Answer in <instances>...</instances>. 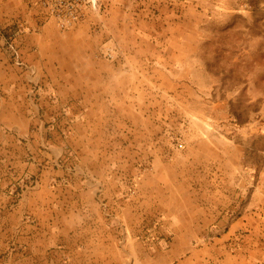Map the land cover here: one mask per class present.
<instances>
[{
    "label": "rangeland",
    "instance_id": "1",
    "mask_svg": "<svg viewBox=\"0 0 264 264\" xmlns=\"http://www.w3.org/2000/svg\"><path fill=\"white\" fill-rule=\"evenodd\" d=\"M100 1L86 19L99 18L88 25L99 58L147 72L138 91L148 102L140 107L154 141L162 138V152L153 155L169 166L151 216L146 206H137L136 216L128 209L145 164L122 178L129 179L121 186L124 214L104 216L101 223L142 226L131 238L143 243L135 248L131 241L128 251L135 257L120 264H143L150 255L147 264H169L175 251L184 257L197 252L194 264H264V0ZM55 26L68 32L81 24ZM132 48L136 53L118 55L117 49ZM8 49L23 65L12 42ZM121 155L144 162L143 153ZM129 164L121 160L120 172H128ZM234 215L238 228L230 234L226 225ZM57 220L63 224L65 218ZM177 221L174 232L170 226ZM172 241L177 249L170 248ZM186 241L197 245H181Z\"/></svg>",
    "mask_w": 264,
    "mask_h": 264
},
{
    "label": "crops",
    "instance_id": "2",
    "mask_svg": "<svg viewBox=\"0 0 264 264\" xmlns=\"http://www.w3.org/2000/svg\"><path fill=\"white\" fill-rule=\"evenodd\" d=\"M98 20L62 32L24 0H0V264H120L135 257L128 251L131 241L135 248L143 243L131 238L142 226L101 223L104 216L124 214L121 186L129 179L122 178L145 164L131 196L132 216L137 206L150 213L154 193L164 194L159 186L169 166L153 155L162 152V138L154 141L140 107L148 101L138 87L149 77L136 65L99 58L88 31ZM9 42L23 65L14 62ZM122 153H143L144 162L134 155L122 159ZM121 160L130 163L128 172H120ZM58 216H64L63 224ZM238 216L226 225L227 233L238 228ZM176 223L166 228L179 232ZM121 233L127 236L121 239ZM177 242L170 248L177 249ZM171 255L169 264L200 259L197 252ZM151 261L145 256L143 264Z\"/></svg>",
    "mask_w": 264,
    "mask_h": 264
},
{
    "label": "built area",
    "instance_id": "3",
    "mask_svg": "<svg viewBox=\"0 0 264 264\" xmlns=\"http://www.w3.org/2000/svg\"><path fill=\"white\" fill-rule=\"evenodd\" d=\"M29 4L42 10L48 20L62 29L86 21L89 12L102 7L100 0H28ZM106 56L110 57L109 52Z\"/></svg>",
    "mask_w": 264,
    "mask_h": 264
}]
</instances>
